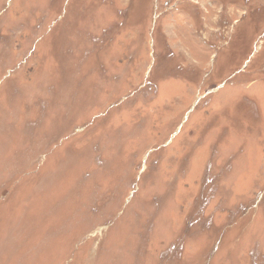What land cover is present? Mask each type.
I'll return each instance as SVG.
<instances>
[{"label":"rangeland","instance_id":"374dc122","mask_svg":"<svg viewBox=\"0 0 264 264\" xmlns=\"http://www.w3.org/2000/svg\"><path fill=\"white\" fill-rule=\"evenodd\" d=\"M0 264H264V0H0Z\"/></svg>","mask_w":264,"mask_h":264}]
</instances>
